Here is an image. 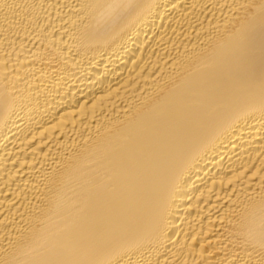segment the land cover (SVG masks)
I'll return each instance as SVG.
<instances>
[{
    "label": "bare ground",
    "instance_id": "bare-ground-1",
    "mask_svg": "<svg viewBox=\"0 0 264 264\" xmlns=\"http://www.w3.org/2000/svg\"><path fill=\"white\" fill-rule=\"evenodd\" d=\"M0 264H264V0H0Z\"/></svg>",
    "mask_w": 264,
    "mask_h": 264
}]
</instances>
